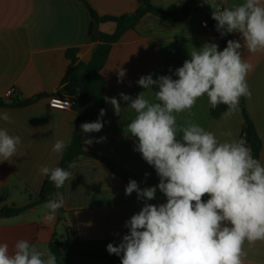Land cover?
<instances>
[{
	"label": "crops",
	"instance_id": "1",
	"mask_svg": "<svg viewBox=\"0 0 264 264\" xmlns=\"http://www.w3.org/2000/svg\"><path fill=\"white\" fill-rule=\"evenodd\" d=\"M163 11L182 9L186 0H150ZM243 0H218L225 7L242 3ZM87 6L99 17H121L133 13L140 6L139 0H0V100L8 104L11 99L28 100L39 96L27 107H0L7 112L11 122L0 120V128L10 135L19 136L21 143L16 155L8 162L0 163V209L17 205L23 207L44 186L46 176L39 171L41 166L57 167L62 156L52 151L57 139L73 141L77 114L72 109L60 110L50 107L49 98L57 92H67L63 79L72 68L67 50H78L76 58L88 63L99 43L89 38L91 17ZM212 7L205 10L199 0V10L182 22H169L147 14L135 30L125 32L109 52L108 61L102 70L106 80V97L120 99L121 92L135 97L138 93L152 98V89L144 90L136 81L141 76L152 74L153 79L161 75H173L175 69L190 59L189 52L198 50L205 42L217 43L219 50L225 46L213 30L203 27L202 21L211 23ZM117 23L104 22L98 31L112 34ZM239 33L229 34V40H239ZM242 43V41H241ZM243 51V49H242ZM244 58L254 65L248 74L251 99L245 98L246 110L255 123L263 142L260 160L264 162V54L252 55L245 50ZM119 67L126 69L123 82H117ZM173 78L176 77L173 75ZM15 89L12 98L5 94ZM122 105L121 117L114 114L112 106L105 101L104 127L98 133H85L82 145L90 153L100 155L118 167L134 173L141 189L159 183L155 169L148 165L141 154L134 151L137 141L126 137L123 128L131 121V109ZM185 119L213 132L221 141L239 139L245 124L239 110L230 117L214 119L210 114L208 98H199L188 112L177 116L178 123ZM106 137L104 142L86 145V139ZM71 144V142H70ZM69 144V145H70ZM68 145V146H69ZM77 167L69 169L73 179L65 182L57 191L65 197V222L60 223L75 241L76 249H68L62 255V264H120L105 258H93L85 253L108 255L107 245H118L128 229L124 224L143 206L137 194L125 195L129 180L113 174L106 164L79 156ZM145 173H149L145 177ZM206 199V198H205ZM166 198L159 190L149 203L160 204ZM38 207V206H37ZM37 207L8 219H0V243H8L10 251L15 243L24 239L36 244V236L53 232L52 221L37 217ZM57 221V220H56ZM90 225V226H89ZM50 239V238H49ZM247 257L244 264H264V242L254 246L245 244Z\"/></svg>",
	"mask_w": 264,
	"mask_h": 264
},
{
	"label": "clouds",
	"instance_id": "2",
	"mask_svg": "<svg viewBox=\"0 0 264 264\" xmlns=\"http://www.w3.org/2000/svg\"><path fill=\"white\" fill-rule=\"evenodd\" d=\"M202 4L212 7L211 18L221 37L239 33V40H228L223 50L217 43L205 42L175 69V79L141 76L136 83L154 90L151 99L144 91L135 97L121 92L119 100L105 97L115 115L121 117V100L134 113L124 135L137 141L134 151L159 177L156 186L141 189L130 179L125 187V195L135 192L143 206L125 222L128 232L120 243L107 245L108 253L119 256L121 264H244L245 244L264 242V162L253 156L243 138H231V132L221 141L191 119L182 124L177 120L181 113L191 114L205 95L212 109L227 106L222 118L239 110L241 98L251 99L247 77L254 65L244 53L264 54V0H243L231 7L218 0H202ZM126 71L118 68V83ZM105 115L106 110L100 109L98 119L82 123L81 131L100 132ZM0 120L11 122L7 112H0ZM106 139L89 138L84 143ZM70 142L57 139L52 151L62 156ZM20 143L19 136L0 128V163L9 162ZM75 167V161L68 164V169ZM39 171L56 189L73 179L71 171L59 166H41ZM158 190L166 202L149 203ZM64 204V195L54 193L44 205L48 209L44 220L52 221ZM0 264H57V257L20 239L11 251L8 243H0Z\"/></svg>",
	"mask_w": 264,
	"mask_h": 264
},
{
	"label": "trees",
	"instance_id": "3",
	"mask_svg": "<svg viewBox=\"0 0 264 264\" xmlns=\"http://www.w3.org/2000/svg\"><path fill=\"white\" fill-rule=\"evenodd\" d=\"M139 2V8L133 13L125 14L119 18L99 17L93 8L87 6L91 17L89 38L92 42L99 44L95 51L92 52L91 60L88 63L78 61L76 58V52L78 50L69 49L66 52L67 57L72 63V68L66 73L63 79V84H65L67 90L77 94L76 98L73 100L72 108L77 114V119L73 141H71V144L65 148L61 164H59V167H62L65 170H69L68 164L74 161L77 157L88 156L89 158L106 164L113 174L123 180H135L136 178L134 173L118 167L110 160L100 155L85 150L82 145L85 133L81 131L80 126L84 122H95L98 119L100 109H105L106 80L101 75L102 70L107 64L109 52H111L113 44L117 43L125 32L135 30L138 23L147 14L156 15L169 22H182L199 10V0H186L182 9L172 12L163 11V9L151 3L150 0H139ZM109 21L117 23V30H115L114 33L105 34L98 31L101 23ZM210 24L215 35L220 37L226 46L227 41L229 40V34L221 37L220 33L216 31V21L212 19ZM37 98H39V96L28 100L11 99V102L8 104L0 100V107H27L32 105ZM245 103V98H241L239 108L244 116L245 124L239 138H243L246 141L247 146L251 148L253 156L260 159L263 142L256 130L255 123L252 121L246 110ZM226 110L227 106L225 105H219L215 109H212L210 106V114L214 119L220 118L222 113ZM247 134H249V139H247ZM56 192L57 189L54 184L48 177H46L44 186L35 199L31 200L23 207L12 205L0 209V219H8L17 215L19 216L37 205H43L52 198ZM56 220L58 223L65 222L64 207L59 209L56 213ZM56 236V233L51 236L49 249L56 255L57 264H62V255H64L68 249H76L77 243L68 239V236H70L69 234H66L64 237L61 236L59 239ZM81 252L89 257L105 258L108 261H115L121 264L119 256L95 255L85 253L84 251Z\"/></svg>",
	"mask_w": 264,
	"mask_h": 264
},
{
	"label": "built area",
	"instance_id": "4",
	"mask_svg": "<svg viewBox=\"0 0 264 264\" xmlns=\"http://www.w3.org/2000/svg\"><path fill=\"white\" fill-rule=\"evenodd\" d=\"M203 27L211 30V24L207 20L202 21ZM15 94V89H10L5 96L7 98H12ZM77 94L74 92H57L55 95H52L49 98L50 107L54 109L60 110H72L73 108V100L76 98Z\"/></svg>",
	"mask_w": 264,
	"mask_h": 264
},
{
	"label": "rangeland",
	"instance_id": "5",
	"mask_svg": "<svg viewBox=\"0 0 264 264\" xmlns=\"http://www.w3.org/2000/svg\"><path fill=\"white\" fill-rule=\"evenodd\" d=\"M201 5H202V7L205 9V10H208L209 11V5H207V4H202V0H201ZM46 204V203H45ZM45 204H43V205H37L36 207L38 208L37 209V211H36V216L38 217L40 214H41V219L43 218V216L44 215H46L47 214V212H48V209H46L45 207H44V205ZM35 208V207H34ZM33 209V208H32ZM31 210V209H30ZM27 212V211H26ZM30 214H35V212H33L32 210L30 211ZM66 231L63 229V226L60 224V223H58L57 221H56V218H55V220H54V224H53V232H52V235L54 234V233H56L57 234V238L59 239V238H61V234H63L64 235V233H65ZM51 235V236H52ZM50 238V239H49ZM50 240H51V237H48V235L47 234H39V235H37L36 236V244H34L35 246H37L38 248H47V249H49V242H50ZM50 250V249H49Z\"/></svg>",
	"mask_w": 264,
	"mask_h": 264
},
{
	"label": "water",
	"instance_id": "6",
	"mask_svg": "<svg viewBox=\"0 0 264 264\" xmlns=\"http://www.w3.org/2000/svg\"><path fill=\"white\" fill-rule=\"evenodd\" d=\"M213 10V9H212ZM247 139H249V134H247Z\"/></svg>",
	"mask_w": 264,
	"mask_h": 264
}]
</instances>
